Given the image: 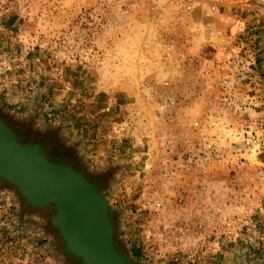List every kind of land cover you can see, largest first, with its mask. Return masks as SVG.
Here are the masks:
<instances>
[{
  "label": "rangeland",
  "instance_id": "1",
  "mask_svg": "<svg viewBox=\"0 0 264 264\" xmlns=\"http://www.w3.org/2000/svg\"><path fill=\"white\" fill-rule=\"evenodd\" d=\"M0 116L106 180L134 264H264V0H0ZM0 264H77L1 181Z\"/></svg>",
  "mask_w": 264,
  "mask_h": 264
},
{
  "label": "water",
  "instance_id": "2",
  "mask_svg": "<svg viewBox=\"0 0 264 264\" xmlns=\"http://www.w3.org/2000/svg\"><path fill=\"white\" fill-rule=\"evenodd\" d=\"M40 139L23 140L0 116V181L24 207L51 209L60 246L77 264H134L117 240L115 209L98 180Z\"/></svg>",
  "mask_w": 264,
  "mask_h": 264
},
{
  "label": "built area",
  "instance_id": "3",
  "mask_svg": "<svg viewBox=\"0 0 264 264\" xmlns=\"http://www.w3.org/2000/svg\"><path fill=\"white\" fill-rule=\"evenodd\" d=\"M233 68V71L235 72L237 77H244L245 76V68L247 67L246 64L242 60H239L238 64H230L229 68ZM237 68V70H236Z\"/></svg>",
  "mask_w": 264,
  "mask_h": 264
},
{
  "label": "trees",
  "instance_id": "4",
  "mask_svg": "<svg viewBox=\"0 0 264 264\" xmlns=\"http://www.w3.org/2000/svg\"><path fill=\"white\" fill-rule=\"evenodd\" d=\"M28 114V113H27ZM13 114H11V116H12ZM10 116V117H11ZM4 119H6L8 122H10L13 126H15V127H17L16 125H14L11 121H10V119H8V117H3ZM33 130V129H32ZM134 254H135V256H137V257H140V253L137 251V252H134Z\"/></svg>",
  "mask_w": 264,
  "mask_h": 264
},
{
  "label": "flooded vegetation",
  "instance_id": "5",
  "mask_svg": "<svg viewBox=\"0 0 264 264\" xmlns=\"http://www.w3.org/2000/svg\"><path fill=\"white\" fill-rule=\"evenodd\" d=\"M46 143V142H45ZM59 153H63V152H59ZM64 154H66V153H64ZM66 156L68 157V155L66 154ZM69 158V157H68ZM70 159V158H69ZM68 160V159H67Z\"/></svg>",
  "mask_w": 264,
  "mask_h": 264
},
{
  "label": "bare ground",
  "instance_id": "6",
  "mask_svg": "<svg viewBox=\"0 0 264 264\" xmlns=\"http://www.w3.org/2000/svg\"><path fill=\"white\" fill-rule=\"evenodd\" d=\"M69 161H71L70 159H68ZM75 163V162H74Z\"/></svg>",
  "mask_w": 264,
  "mask_h": 264
},
{
  "label": "crops",
  "instance_id": "7",
  "mask_svg": "<svg viewBox=\"0 0 264 264\" xmlns=\"http://www.w3.org/2000/svg\"><path fill=\"white\" fill-rule=\"evenodd\" d=\"M131 87V86H130Z\"/></svg>",
  "mask_w": 264,
  "mask_h": 264
}]
</instances>
